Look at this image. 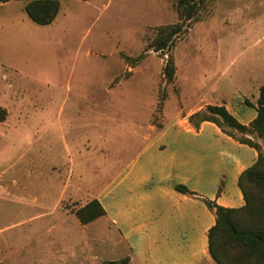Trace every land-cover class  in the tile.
I'll return each mask as SVG.
<instances>
[{"label":"rangeland","instance_id":"374dc122","mask_svg":"<svg viewBox=\"0 0 264 264\" xmlns=\"http://www.w3.org/2000/svg\"><path fill=\"white\" fill-rule=\"evenodd\" d=\"M27 1L0 3V262L120 260L130 252L106 218L82 224L75 210L203 97L264 85V0H206L191 19L177 0H59L48 25ZM175 24L155 50L158 28ZM69 169L80 196L41 209L61 192L49 172Z\"/></svg>","mask_w":264,"mask_h":264},{"label":"crops","instance_id":"0c3cea01","mask_svg":"<svg viewBox=\"0 0 264 264\" xmlns=\"http://www.w3.org/2000/svg\"><path fill=\"white\" fill-rule=\"evenodd\" d=\"M258 89L243 92L233 85L231 92L203 97L186 117L175 116L160 129L157 139H145L141 149L122 163L114 179L100 191L99 201L105 209L100 217L106 218L129 250L128 264H216L209 255L207 239L215 215L204 199L224 207L243 206L238 178L258 153L215 123L205 120L195 125L189 117L208 104H217L248 124L257 114ZM173 129L172 137H162ZM49 173L61 192L53 207L40 206L59 211L63 199L80 196L81 190L72 182L73 169ZM176 184H184L196 194L181 193ZM20 199L27 205L28 198Z\"/></svg>","mask_w":264,"mask_h":264},{"label":"trees","instance_id":"16d2710c","mask_svg":"<svg viewBox=\"0 0 264 264\" xmlns=\"http://www.w3.org/2000/svg\"><path fill=\"white\" fill-rule=\"evenodd\" d=\"M10 0H0L5 3ZM206 0H177V6L186 19H191L197 6ZM27 16L39 25L53 22L60 9L59 0H28L23 7ZM182 30L181 24L165 25L158 28L153 41L157 51L169 48L174 36ZM168 81L175 74V64L169 55L164 67ZM246 104H251L248 99ZM256 117L248 124L241 123L224 105L208 104L192 113L189 120L197 125L201 121L215 123L222 132L237 141L257 150V159L244 169L238 178L244 205L224 207L214 200L204 199L214 212L215 223L207 233L208 252L216 264H264V85L258 89ZM175 189L187 195H195L184 184H176ZM221 188L219 189V192ZM105 214V209L97 198H93L75 210L79 222L87 224ZM128 256L120 260H107L102 264H128ZM0 264H11L0 262Z\"/></svg>","mask_w":264,"mask_h":264}]
</instances>
